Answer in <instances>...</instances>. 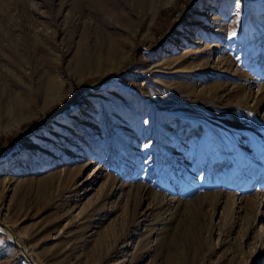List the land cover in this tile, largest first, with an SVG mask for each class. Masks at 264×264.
I'll return each mask as SVG.
<instances>
[{
  "label": "rangeland",
  "instance_id": "1",
  "mask_svg": "<svg viewBox=\"0 0 264 264\" xmlns=\"http://www.w3.org/2000/svg\"><path fill=\"white\" fill-rule=\"evenodd\" d=\"M0 221V264H264V0H0Z\"/></svg>",
  "mask_w": 264,
  "mask_h": 264
},
{
  "label": "bare ground",
  "instance_id": "2",
  "mask_svg": "<svg viewBox=\"0 0 264 264\" xmlns=\"http://www.w3.org/2000/svg\"><path fill=\"white\" fill-rule=\"evenodd\" d=\"M97 1H102V0H86V3H87V5H89V6H91V5H93L95 2H97ZM108 1V0H107ZM97 5V4H96ZM5 189H7L6 187H5ZM0 225H2L3 226V223L0 221ZM13 240V239H12ZM13 242L16 244V245H18V243H17V241H14L13 240ZM21 249V248H20Z\"/></svg>",
  "mask_w": 264,
  "mask_h": 264
},
{
  "label": "snow or ice",
  "instance_id": "3",
  "mask_svg": "<svg viewBox=\"0 0 264 264\" xmlns=\"http://www.w3.org/2000/svg\"><path fill=\"white\" fill-rule=\"evenodd\" d=\"M235 34L236 33L234 31L231 33L232 36H235ZM145 123H147V121H145Z\"/></svg>",
  "mask_w": 264,
  "mask_h": 264
}]
</instances>
